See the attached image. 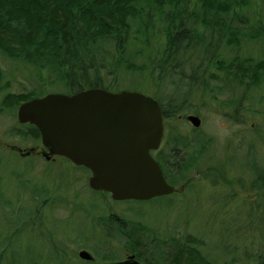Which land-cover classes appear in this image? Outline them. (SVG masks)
Masks as SVG:
<instances>
[{
  "label": "trees",
  "instance_id": "obj_1",
  "mask_svg": "<svg viewBox=\"0 0 264 264\" xmlns=\"http://www.w3.org/2000/svg\"><path fill=\"white\" fill-rule=\"evenodd\" d=\"M190 1L0 0V56L44 71L49 79L47 86L60 85L69 94L99 88L110 92L117 87L116 80L121 71L131 76L143 75L145 67L137 66L133 61H144L147 65L157 66L159 84L164 81L171 84L163 92L168 95L162 99L154 97L161 106L164 121L185 109L192 96L199 94L211 97L209 100L218 107L238 113L245 95L264 89V57H240L238 53L229 54L228 49L244 51L243 40L251 43L262 39L261 22L257 15L252 24L246 17L243 10L251 8L250 0H194L192 6ZM262 5L264 0H261ZM146 35L149 41L144 39ZM159 39H162V45L158 47ZM151 40L155 42L153 55L146 54L143 49L137 50L139 45L151 48ZM202 48L203 60L190 67L187 53ZM151 56L153 63H150ZM3 80L0 70V92L4 93L0 99V113L16 111L22 103L42 97L41 88L30 93H5L8 89L2 84ZM177 80L181 82L180 87L189 92L178 103L170 92ZM238 93L242 100L237 97ZM218 95L229 96L220 102L216 98ZM168 133L171 141L152 154L166 182L176 189L175 186L181 183H191L189 176L197 170L198 159L207 143L201 144L198 139L182 134L177 143L171 130ZM6 134L19 139L22 144H32L34 151L41 146L35 126L18 124ZM11 155L16 154L11 151ZM252 158L248 153L244 165L251 175L249 186L254 192H264V167ZM235 159V155L231 156L229 163ZM2 160L0 156V167ZM75 168L89 174L83 167ZM20 177L23 175L16 174L17 179ZM238 183L241 185L244 181ZM33 187L30 192L36 202L50 197V190L39 185ZM260 206L264 215V205ZM91 219L93 233L88 238L95 239V228L102 233L97 240L102 241V247L98 248L95 242L97 245L92 250L95 264L118 262L112 250L113 242L130 245L131 254L143 264H250L251 259L254 261L251 264H264V252L252 254L246 262L234 255L229 259H217L204 252V241L200 237L164 233L144 223L125 222L112 215ZM53 255L56 264H72L55 252Z\"/></svg>",
  "mask_w": 264,
  "mask_h": 264
},
{
  "label": "rangeland",
  "instance_id": "obj_2",
  "mask_svg": "<svg viewBox=\"0 0 264 264\" xmlns=\"http://www.w3.org/2000/svg\"><path fill=\"white\" fill-rule=\"evenodd\" d=\"M250 1L251 8L243 11L251 24L258 16L264 34V5L261 6V0ZM193 2L190 1L191 6ZM144 39L150 40L148 35ZM154 43L151 48L139 45L137 50L143 49L146 54L153 55ZM160 45L162 39H159L158 47ZM242 45L244 51L228 49L229 54L264 57V37L251 43L243 40ZM203 54V48L187 53L190 67L201 63ZM228 57L231 58L230 55ZM152 59L151 56L150 63H153ZM133 63L145 67V73L131 76L121 71L116 80L118 85L111 89L112 92L135 91L161 99L168 95L163 92L171 84L169 81L157 82L159 71L156 65L153 67L139 60ZM0 70L4 78L2 84L8 89L5 93H30L41 88L42 97L69 94L60 85L47 86L49 79L44 71H36L21 61L0 56ZM180 86L181 82L177 80L170 89L176 103L189 93L188 89ZM3 94L0 92V99ZM239 95L237 97L242 100ZM228 96L218 95L216 98L222 102ZM192 98L185 109L164 122V141H171L168 133L171 130L176 137L182 134L183 137L198 139L201 144L207 143L206 150L198 159L197 170L189 176V185L181 183L175 186L176 192L170 197L148 202H113L108 195L96 194L87 186L90 174L76 169L62 157L46 162L39 155L42 146L29 158H22L13 147L25 153L33 145L28 142L22 144L19 139L6 134L12 126L19 124L17 111L0 113V156L3 159L0 167V264H56L54 252L65 262L82 264L76 252L86 250L94 256L92 250L96 245L102 247V241H97L102 235L99 229L95 228L94 240L88 238L93 233L91 218H105L107 215L117 216L125 222L144 223L164 233L200 237L204 241V252L217 259H229L234 255L246 262L252 254L264 252V215L260 206L264 205V192L251 190V175L244 168L248 153L257 165L264 167V89L245 95L238 113L218 107L208 95L199 94ZM189 115L200 119L199 128L187 122ZM11 151L16 155H11ZM233 155L236 159L231 164L229 161ZM214 170L216 174L211 173ZM16 174L23 177L17 179ZM239 180L244 184L240 185ZM32 184L50 190V197L36 202L30 192L34 190ZM54 196L58 197L57 201ZM50 235L54 238L48 239ZM112 244L118 260H125L131 254L130 245ZM248 263L254 261L251 259Z\"/></svg>",
  "mask_w": 264,
  "mask_h": 264
},
{
  "label": "water",
  "instance_id": "obj_3",
  "mask_svg": "<svg viewBox=\"0 0 264 264\" xmlns=\"http://www.w3.org/2000/svg\"><path fill=\"white\" fill-rule=\"evenodd\" d=\"M187 121L199 128L200 119ZM17 122L35 126L42 156L62 157L89 171L87 186L108 193L112 201H141L171 196L175 188L166 182L151 152L157 151L164 132L161 106L138 92L88 89L76 94H47L22 103ZM21 155L20 149L13 147ZM77 258L94 262L90 252ZM102 264H139L134 255L124 261Z\"/></svg>",
  "mask_w": 264,
  "mask_h": 264
},
{
  "label": "flooded vegetation",
  "instance_id": "obj_4",
  "mask_svg": "<svg viewBox=\"0 0 264 264\" xmlns=\"http://www.w3.org/2000/svg\"><path fill=\"white\" fill-rule=\"evenodd\" d=\"M174 137H175V136H174ZM162 138H163V140H162V143L160 144V147H159V148H162V147L164 146V142H165L164 140L166 139V138H165V133L163 134V137H162ZM178 139H179V137H175V138H174V140H175L177 143L179 142ZM39 154L41 155V157H43L41 153H39ZM30 156H31V155H22L21 157H22V158H24V157H28V158H29ZM43 159H44V157H43ZM44 160H45V159H44ZM52 160H54V159H53V158L50 159V161H52ZM47 162H49V160H47ZM92 191H93V190H92ZM93 192H95L96 194H99V193H100V192H96V191H93ZM108 196H109V194H108ZM66 201H67V200H66ZM135 202H136V201H135ZM138 202H141V201H138ZM73 208H74V206H73ZM74 210H75V208H74ZM86 216H88V215L85 214V217H86ZM90 223H91V222H90ZM50 237H51V238H54V237L51 236V235L48 236L47 238L50 239ZM64 240H66V239H63V241H64ZM73 242H74V241H73ZM79 251H81V250H79ZM79 251H78V252H79ZM76 253H77V252H76ZM77 254H78V253H77ZM130 255H134V256H135V254H130ZM130 255H129V256H130ZM129 256H128V257H129ZM128 257H126V259H127ZM135 260H136V258H135ZM118 261H124V260H118ZM136 261H137V260H136ZM81 262H82V261H81ZM82 263H83V264H95L94 262H85V261L82 262ZM139 264H143V263L139 262Z\"/></svg>",
  "mask_w": 264,
  "mask_h": 264
}]
</instances>
